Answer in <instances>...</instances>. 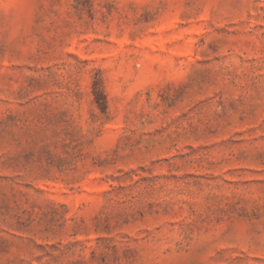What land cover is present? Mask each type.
<instances>
[{
    "label": "rangeland",
    "instance_id": "374dc122",
    "mask_svg": "<svg viewBox=\"0 0 264 264\" xmlns=\"http://www.w3.org/2000/svg\"><path fill=\"white\" fill-rule=\"evenodd\" d=\"M0 264H264V0H0Z\"/></svg>",
    "mask_w": 264,
    "mask_h": 264
}]
</instances>
